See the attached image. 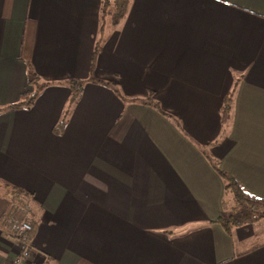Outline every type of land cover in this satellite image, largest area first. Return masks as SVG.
<instances>
[{"label": "crops", "instance_id": "1", "mask_svg": "<svg viewBox=\"0 0 264 264\" xmlns=\"http://www.w3.org/2000/svg\"><path fill=\"white\" fill-rule=\"evenodd\" d=\"M35 82L0 108V264L19 203L22 264H264V217L225 230L212 167L264 199V0H129L116 26L100 0H0V106Z\"/></svg>", "mask_w": 264, "mask_h": 264}, {"label": "trees", "instance_id": "2", "mask_svg": "<svg viewBox=\"0 0 264 264\" xmlns=\"http://www.w3.org/2000/svg\"><path fill=\"white\" fill-rule=\"evenodd\" d=\"M128 4L129 0H100V14L105 13L106 15H108L111 24L113 26H116L124 18L128 9ZM34 79L35 76L32 75L29 76L28 81L32 82L34 81ZM45 84L47 83L35 82V89L31 93H23L22 97L16 102L0 106V108L14 109L19 107H28L33 102L38 90ZM82 84L83 81L69 83L71 87V93L63 110L62 117L54 127V130H56L55 132L60 131L63 127L66 115L68 114L73 103L80 95ZM233 94L234 87L231 89V91L226 92V94L222 97V104L219 107V121L221 122V124H227L229 121L232 109ZM162 113L164 114V112ZM168 116L170 117V115ZM174 122L176 124L175 120ZM212 167L223 182V203H226L227 199L232 201L229 212L225 215H221L216 219L225 230L228 231L233 226L253 222L259 218L264 217V199L259 198L245 190L241 185H239V183H237V181H235V179L221 170L217 166L216 162L212 163ZM10 189L14 191V194H17L19 202L20 200L24 201V199L28 197V193L21 188L12 186L10 187ZM21 205L25 204L19 203L16 206L14 205V215L11 214V216L8 217V222L14 225V233L17 223L20 219L24 218L23 212L20 208ZM26 219L29 220V217H27Z\"/></svg>", "mask_w": 264, "mask_h": 264}, {"label": "built area", "instance_id": "3", "mask_svg": "<svg viewBox=\"0 0 264 264\" xmlns=\"http://www.w3.org/2000/svg\"><path fill=\"white\" fill-rule=\"evenodd\" d=\"M20 208L23 212L24 218L20 219L17 223L14 237L21 248L15 255H13L8 264H22V261L27 257V254H29L28 252H30L31 249V239L29 235L31 224L29 220L26 219L29 217V211L27 205H21Z\"/></svg>", "mask_w": 264, "mask_h": 264}, {"label": "rangeland", "instance_id": "4", "mask_svg": "<svg viewBox=\"0 0 264 264\" xmlns=\"http://www.w3.org/2000/svg\"><path fill=\"white\" fill-rule=\"evenodd\" d=\"M17 188H19V187H17ZM22 189V188H21ZM26 198H29V197H26ZM28 206V205H27ZM28 208V207H27ZM28 211H29V209H28ZM260 219V218H259ZM260 224L259 225H261V226H263L264 227V219H260V222H259ZM21 247H20V245L18 244V248H17V250L19 251V249H20ZM31 250H32V243H31V249H30V252H28L29 254H27V257H25L24 258V260H26V259H28L29 258V256H30V254H31ZM24 260L22 261V263L24 262ZM8 264V263H7Z\"/></svg>", "mask_w": 264, "mask_h": 264}]
</instances>
